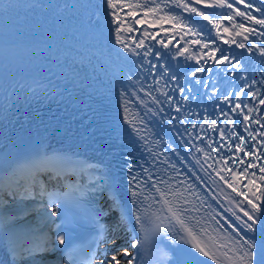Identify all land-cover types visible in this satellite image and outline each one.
<instances>
[{
  "label": "snow or ice",
  "instance_id": "obj_1",
  "mask_svg": "<svg viewBox=\"0 0 264 264\" xmlns=\"http://www.w3.org/2000/svg\"><path fill=\"white\" fill-rule=\"evenodd\" d=\"M238 4H242L244 10L235 7ZM200 5L204 9L220 8L232 11L209 13L202 10ZM9 7L8 4L0 5V11L6 12ZM96 7L108 25L109 35L114 36L115 42L125 51L145 57L152 51L151 47L143 53L137 51L144 46V39L129 36L130 33L140 31L135 27L136 25L147 24L149 28L160 25L162 31H168L163 28V25L172 23L173 28L179 25L182 30L186 29L185 34L191 33L194 37H200L189 43L200 44L201 49L198 50V54L207 59L203 64L197 59L199 68L191 72L192 76H197V72L211 73V67L206 69L205 65L208 60H212L215 64L226 62L224 75L236 78L228 81L229 84H235L236 80L243 82L244 86L222 94L224 101L229 105L237 101L227 111L220 109V115L217 116V119L220 116L224 118L225 125H233L234 130L229 135L226 136L225 128L217 126L216 120L209 123V118L204 117V123L218 132L221 140L228 141L227 146L230 152L244 153L243 157H229L232 164H238L239 167L214 169L220 180L231 189L226 197L228 205L224 209V212H229L231 217H234L233 220L224 216L231 231L217 221L219 227L212 231H223L220 235L210 234L203 222V217L197 218L192 214L198 209L188 207L191 201L184 197L182 192L173 190L167 181L153 180V175L147 168L143 170L147 173L146 178L138 179L140 173H134L132 166L129 165L128 187L121 191L116 178L110 171L105 170L103 161L97 164H86L68 154L50 155L42 152L19 162L11 170L0 173V242H3L5 247V259L0 261V264H36L37 257L56 251L58 246H63L59 248V251L65 254L63 264H97V249L101 244L116 245L118 233L128 234L126 243L133 251L124 245L112 249L104 247L100 264H146L145 257L151 255L157 256V264H208V261L213 264H264V131H260L264 128L262 123L264 113L258 112L255 106L249 107L240 99L241 96L256 97V92L251 89L258 82L264 87V79L260 81L256 79V75H264V71H256V68L252 66L251 55L245 58L244 53L229 54V49L210 48L208 42L201 44L204 33H210L213 29L223 39L220 32L223 20L236 21V18L240 17L241 20L233 25L230 38L224 40V43L235 44L248 54L256 50L260 57H264V40L260 43H256L254 39L250 40V36L264 38V0H231V2L229 0H101ZM183 13L189 15L185 16ZM204 21H207V24L203 23ZM209 25L212 27L209 28ZM223 32L228 33L229 28L225 27ZM141 36L155 39L147 28L141 31ZM236 37H242V40L237 42ZM129 40L131 43L128 42ZM159 43L167 47L163 40ZM211 43L215 44L216 41L211 40ZM203 49L208 51L205 52ZM187 51L188 49L184 48L179 55H184ZM156 55L159 57L160 53L157 52ZM148 63L151 64V61ZM140 67H144L143 62H140ZM178 67L170 65L160 71V76L168 80H177L181 75L179 71L173 70L171 75L167 73L170 68ZM155 68L156 65L152 64L148 70L149 73L151 74ZM259 68L264 69V59L261 60ZM250 69H252L251 72ZM129 72L131 73L132 69ZM184 75H187V71ZM127 79L132 85H140L139 79H133L131 74ZM196 83L207 87V84L200 80ZM177 89L182 94L185 92L182 86L177 85ZM138 91L144 92L145 89L141 85ZM188 91H191V88ZM213 91L219 92L220 89L213 88ZM130 95L140 100V103L147 108V104L135 91L129 93L127 88H122L120 96L125 104L123 118L127 124L131 125L132 131L144 139L136 121L128 118L127 104L131 101L127 98ZM145 95L153 103L160 104L150 91ZM164 95L168 96L167 92ZM187 99V96H183V100L187 101ZM208 99L211 100L212 96ZM168 100L171 101L172 97L169 96ZM242 103L244 107H241ZM258 103L264 105V91ZM245 109H247L246 112ZM151 111L152 109H148L145 116ZM176 111L179 112L180 108L177 107ZM229 112L236 114L237 121H233ZM253 113L256 115L253 116ZM250 120L251 124L248 123ZM237 122L243 125V132H246L251 140H257V137H260L259 149L256 145L250 144L243 134L235 131ZM140 123H144L143 117H140ZM252 124L259 125L260 128L252 131ZM192 127L195 128L197 125L192 124ZM199 127L203 129V125ZM233 138L237 141L234 145ZM211 143L210 140L209 147ZM220 147L214 151L219 152ZM198 150L203 151V149ZM220 163L227 165L228 160L221 159ZM209 167L212 166L209 165ZM86 170L93 179L87 184L74 183L65 192L50 190L48 184L42 179L45 174L48 175L49 180L53 178L61 180L68 177L83 179ZM225 171L230 173L229 177L221 175V172ZM104 194L109 201L107 208L100 203V197ZM5 196L10 197V201L6 200ZM85 196L87 199H83ZM199 199L201 205L206 202V198L199 197ZM83 204L88 205L86 214L96 235L93 237L92 244L89 245L87 260H78L74 255L76 249L72 247L70 229L72 224L79 221L75 217L69 219L67 214L70 205L75 208ZM208 207L211 208V205ZM113 213L116 216L112 223L103 222ZM54 217L59 218V222ZM212 219L215 220V216ZM53 227L55 228L54 238L50 235ZM161 236L166 237L172 245L176 246H169L168 251L160 249L159 237ZM222 240L227 242H221Z\"/></svg>",
  "mask_w": 264,
  "mask_h": 264
},
{
  "label": "bare ground",
  "instance_id": "obj_2",
  "mask_svg": "<svg viewBox=\"0 0 264 264\" xmlns=\"http://www.w3.org/2000/svg\"><path fill=\"white\" fill-rule=\"evenodd\" d=\"M116 214L113 213L112 216L108 217L107 220L109 221V223H112L115 219ZM117 236L119 237L116 241V245H104L102 244V249L104 247H109L110 249L115 248L116 246L119 245H124L125 247H129V245L126 243L127 239H128V234L127 233H118ZM130 251H133L130 247H129ZM102 252V251H101ZM101 252L98 254V260H102L103 256L101 255ZM55 258V255L53 252H49L47 254H45L43 257H37L36 258V264H51V260Z\"/></svg>",
  "mask_w": 264,
  "mask_h": 264
}]
</instances>
